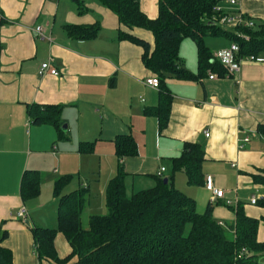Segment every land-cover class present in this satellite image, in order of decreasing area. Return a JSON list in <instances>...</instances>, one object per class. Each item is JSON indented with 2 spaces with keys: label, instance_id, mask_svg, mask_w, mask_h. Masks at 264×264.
Returning <instances> with one entry per match:
<instances>
[{
  "label": "crops",
  "instance_id": "1",
  "mask_svg": "<svg viewBox=\"0 0 264 264\" xmlns=\"http://www.w3.org/2000/svg\"><path fill=\"white\" fill-rule=\"evenodd\" d=\"M139 3L149 19L157 18L159 0ZM235 9L264 24V0H238ZM39 26L44 38L35 33ZM92 27L98 33L91 39H74L69 33ZM120 31L154 45L150 32L128 31L100 0H0V229L8 233L3 246L12 252L13 264H51L38 260L32 229L57 228L58 179L77 171L80 180L74 192H87L84 215L94 195L92 181H103L96 189L100 199L105 198L120 165L127 193L151 189L159 177L171 180L195 201L199 214L210 205L213 218L230 232L241 206L247 217L259 221L257 240L264 242V186L253 180L264 174V135L258 132L264 126V54L258 56L260 61H244L235 77L212 69L202 73L196 45L184 40L179 57L194 78L166 80L172 106L160 130L157 118L144 113L159 105L160 91L146 85L155 75L142 62L143 50L121 41ZM223 42L218 50L232 44ZM44 63H51L59 76H40ZM210 64L217 65L212 59ZM33 105L59 107L66 138L60 139L51 123L33 125L28 115ZM119 136L134 139L135 157H117L114 142ZM187 143L204 152L203 186L189 184L183 172L173 175L171 159L181 156ZM81 144L92 147L91 152L81 153ZM28 170L38 173L41 186L39 196L25 203L20 187ZM210 183L223 191V198L212 201ZM67 190L64 195L71 194ZM23 206L26 219L17 216ZM48 209L55 219L49 224L43 220ZM91 216L95 215L88 214V220ZM54 244L60 259L70 255L62 234ZM263 260L261 256L260 264Z\"/></svg>",
  "mask_w": 264,
  "mask_h": 264
},
{
  "label": "trees",
  "instance_id": "2",
  "mask_svg": "<svg viewBox=\"0 0 264 264\" xmlns=\"http://www.w3.org/2000/svg\"><path fill=\"white\" fill-rule=\"evenodd\" d=\"M100 1L117 17L122 27L128 31H148L154 38L151 46L127 31L119 32L121 41H128L143 50L145 68L159 81V105L146 109L144 113L157 118L160 130L165 129L172 106L166 80L170 77L180 80L194 78L179 57L184 40L189 39L196 45L202 73L212 69L225 74L218 63L210 64L214 54L205 44L208 37L237 44L242 56L264 54V24H256L254 29L225 30L211 22L213 8L226 0H159L155 19H149L142 12L139 0ZM69 33L74 39L86 40L95 37L98 28L72 29ZM28 115L33 125L51 123L58 130L59 138H66L59 107L29 106ZM258 132L264 135V126L259 127ZM114 143L119 159L138 154L131 136H119ZM91 150L87 144L80 146L81 153L88 154ZM204 158L199 145L185 144L181 156L171 159L173 175L183 172L189 184L203 186ZM125 178L124 168L120 165L116 177L106 188L107 214L91 216L87 230L81 221L87 192L78 190L64 195L63 191L71 180L69 177L58 179L54 185V195L59 201L57 228L32 229L38 260L51 264H68L72 260L75 264H260L264 242L257 240L259 221L247 217L241 206L236 209V222L230 232L213 218L210 205L199 214L195 201L174 188L171 180L165 184V178L159 177L153 188L128 196ZM253 180L264 186V174L253 176ZM40 186L38 173L25 171L20 187L23 202L36 199ZM59 233L71 249L65 259H60L55 249ZM7 238L8 233L0 229V264H13L12 252L3 246Z\"/></svg>",
  "mask_w": 264,
  "mask_h": 264
},
{
  "label": "built area",
  "instance_id": "3",
  "mask_svg": "<svg viewBox=\"0 0 264 264\" xmlns=\"http://www.w3.org/2000/svg\"><path fill=\"white\" fill-rule=\"evenodd\" d=\"M238 5V0H226L218 3L213 8V17L211 22L219 28L225 30H241V29H254L256 26L255 21L247 17L240 9H235ZM37 36L44 38L45 30L43 27L39 26L35 29ZM247 40V37H243ZM51 40V39H50ZM212 60L215 63H218L226 72V75L229 77H235L239 75L241 71V65L244 61L256 62L262 60L260 57L254 56H242L240 47L237 44H231L227 49H223L214 53ZM50 74L51 76H59L57 69L51 67V63H44L41 65L39 70V75L44 76ZM215 77L213 75L209 76V79L213 80ZM238 83V81H237ZM146 85L152 87L153 89H158L159 81L156 77L148 79ZM208 137V132L206 133ZM248 141V138L246 139ZM164 172V169H161L159 175ZM208 188L212 193V201L215 199L223 198V191L218 190L213 187L210 183ZM256 200L252 199V204H255ZM18 218L26 219L27 209L23 206L17 213ZM222 226V224L220 223Z\"/></svg>",
  "mask_w": 264,
  "mask_h": 264
},
{
  "label": "rangeland",
  "instance_id": "4",
  "mask_svg": "<svg viewBox=\"0 0 264 264\" xmlns=\"http://www.w3.org/2000/svg\"><path fill=\"white\" fill-rule=\"evenodd\" d=\"M223 40H224L223 38H212V37H208V38L205 39V43L208 44V46L210 47L211 50H218V49H220V46L224 43ZM187 44H189V45H195L189 39H187ZM72 172L73 173L68 176L70 178L71 182L67 186L71 191H68L67 190L68 188L64 189L65 191L67 190L68 192H71V193H72V191L74 192L76 190V188L79 185V180H80V177H78V175L76 173L77 171L76 172L72 171ZM102 173H106V171H103ZM102 183H103V181H98L97 183H96V181H92V183H91V185H92V187L94 189V195L91 197L92 200H91V202H89V205L87 206L88 209H86L85 214L81 216L82 227L84 229H86V230L88 229V217H87L88 214H91V215H99V216L106 215L107 214V208H106V205H105L106 204L105 198L100 199L99 194H98V191L99 190L96 189L99 186L101 187L102 186ZM97 184H99V185H97ZM187 185H186V187H188ZM145 190H147V189H145ZM178 190H180V189H178ZM44 191H45L44 195L46 197L47 196L46 189L43 188V192ZM140 191H144V189H137L135 191V193L136 192H140ZM127 194H128V196H131L132 195L130 193V191ZM48 198L51 199V194L50 193H49ZM48 207L49 208H52V206H48ZM53 216H54V211L52 209H48L47 211L44 212L43 220L45 222H48V224H49L50 223V220H52V219L55 220L53 218ZM262 264H264V260L262 261Z\"/></svg>",
  "mask_w": 264,
  "mask_h": 264
},
{
  "label": "water",
  "instance_id": "5",
  "mask_svg": "<svg viewBox=\"0 0 264 264\" xmlns=\"http://www.w3.org/2000/svg\"><path fill=\"white\" fill-rule=\"evenodd\" d=\"M63 129L66 130V125L63 126ZM164 183L167 184L168 183V179H164ZM25 224L30 227V222L28 220L25 221Z\"/></svg>",
  "mask_w": 264,
  "mask_h": 264
}]
</instances>
